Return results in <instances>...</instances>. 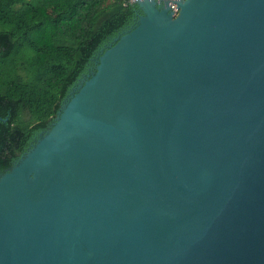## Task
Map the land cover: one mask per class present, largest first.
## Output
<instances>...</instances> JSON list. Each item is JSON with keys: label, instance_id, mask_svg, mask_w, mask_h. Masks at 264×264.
Returning <instances> with one entry per match:
<instances>
[{"label": "water", "instance_id": "1", "mask_svg": "<svg viewBox=\"0 0 264 264\" xmlns=\"http://www.w3.org/2000/svg\"><path fill=\"white\" fill-rule=\"evenodd\" d=\"M0 173V264H264V0H138Z\"/></svg>", "mask_w": 264, "mask_h": 264}, {"label": "trees", "instance_id": "2", "mask_svg": "<svg viewBox=\"0 0 264 264\" xmlns=\"http://www.w3.org/2000/svg\"><path fill=\"white\" fill-rule=\"evenodd\" d=\"M140 13L130 0H0V173Z\"/></svg>", "mask_w": 264, "mask_h": 264}, {"label": "flooded vegetation", "instance_id": "3", "mask_svg": "<svg viewBox=\"0 0 264 264\" xmlns=\"http://www.w3.org/2000/svg\"><path fill=\"white\" fill-rule=\"evenodd\" d=\"M43 131H45V130H43ZM43 131H40V132H38V133H36L33 137H32V139L30 140V142H29V144H28V146H27V149H26V151L25 152H23V153H21L20 155H19V158H17L16 160H15V162L14 163H16L36 142H37V140L39 139V137L41 136V132H43Z\"/></svg>", "mask_w": 264, "mask_h": 264}, {"label": "built area", "instance_id": "4", "mask_svg": "<svg viewBox=\"0 0 264 264\" xmlns=\"http://www.w3.org/2000/svg\"><path fill=\"white\" fill-rule=\"evenodd\" d=\"M137 1L138 0H130V3H135ZM169 1H170V5H171L172 10H174V14L177 15L178 12H179V8H178V5H177V2L180 1V0H169Z\"/></svg>", "mask_w": 264, "mask_h": 264}]
</instances>
